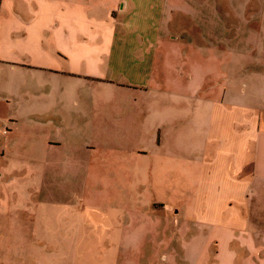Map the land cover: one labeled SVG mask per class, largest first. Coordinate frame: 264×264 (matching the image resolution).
Instances as JSON below:
<instances>
[{
	"label": "crops",
	"instance_id": "crops-1",
	"mask_svg": "<svg viewBox=\"0 0 264 264\" xmlns=\"http://www.w3.org/2000/svg\"><path fill=\"white\" fill-rule=\"evenodd\" d=\"M263 14L264 0H0V163L16 164V172L25 174V165L43 166L57 159L64 163L63 155L56 157L53 150L78 147L82 155L67 159L70 162L65 165L92 160L90 152L94 146H80L89 141L82 144L81 127L75 120L81 124V100H93V92L84 96L81 75L86 76V67L90 68L87 77L100 73L104 59L98 53H110L108 71L124 73L130 88L151 87L154 64L149 60L158 45L162 53H176L182 42L223 47L229 54H242L241 60L246 58L248 62L254 56L258 64H264V52L257 53L261 43L264 47V33L258 27L264 21ZM234 63L228 60L225 67L231 68ZM207 67L204 72L189 71L186 84L170 79L157 84L160 91L162 86H170L169 90L163 89L170 95L178 94L176 87H187L183 96H188L193 104L184 107L186 111L191 108L193 115L188 118L192 123L196 117V95L211 104L203 127L214 159L200 167L192 193L185 194L179 203L153 200L161 217L177 226L186 223L190 228L187 249L193 252V259L185 262L181 259L184 251L160 248L156 258L147 264H260L264 260V254H250L246 248L248 242L252 243L247 227L254 222V216L246 209L251 205V210L262 207L264 211V74H253L247 82L242 72L239 97L228 100L222 82L230 86V78L222 73L214 75L215 68ZM133 97L137 100L135 107L146 115L147 100ZM128 99H122L123 107ZM65 110H71L72 126L63 123ZM159 116H153L152 121L136 115L120 131L110 127L101 136L117 139L109 143L113 151L130 143L139 145L145 138L158 140L160 146L161 132L175 122ZM122 117L125 119L126 114ZM84 132L88 137L100 135L96 128ZM147 149L148 152H135L134 166L138 155L152 153L151 146ZM3 166L0 164V180L5 178ZM39 173V179L46 175L41 168ZM41 186H45V176ZM37 221L27 213L12 215L0 209V264L31 262L39 244L35 240ZM117 223L118 218L108 230L120 234L116 253L126 256L132 246L129 239H122L123 234L135 230ZM198 226L213 251H202L201 244L199 250L198 236H194V227ZM260 228L264 231V220ZM257 242L263 244L264 236ZM93 247L101 250L98 244L93 243ZM144 248L147 258L148 247ZM90 249L86 245L84 253H93ZM75 252L81 253L77 246ZM136 262L129 257L125 264Z\"/></svg>",
	"mask_w": 264,
	"mask_h": 264
},
{
	"label": "rangeland",
	"instance_id": "rangeland-1",
	"mask_svg": "<svg viewBox=\"0 0 264 264\" xmlns=\"http://www.w3.org/2000/svg\"><path fill=\"white\" fill-rule=\"evenodd\" d=\"M259 9H263V6ZM238 13L242 14L240 8ZM179 17L176 16L178 22ZM258 27L262 28L264 33V21ZM178 48L176 53H162L159 45L153 48L149 61L154 67L149 88H130L124 73L109 72V52L98 53L104 61L97 76L87 77L90 68L84 69L86 76L81 75L84 79V96L93 92L94 97L92 101L87 98L81 100L79 115L82 125L77 119L75 122L81 127L82 144L89 141L80 146H94V150L90 152L92 160L89 163L86 159L65 165L70 162L67 159L77 154L82 155L79 147L76 148L78 150H53L52 153L56 157L63 155L64 163L57 159L43 166L25 165V174L16 172V164L0 163L4 165L2 168L5 172V178L0 180V209L12 215L27 213L29 217L38 220L35 240L39 241V244L29 264H113L116 261L125 264L129 257L137 260L136 264H147L154 260L153 257L156 258L160 248L177 249L180 253L184 251L181 259L185 262L193 259V252L187 249L190 228L186 223L177 226L175 222L161 217L162 214L155 208L153 200L157 198V201L179 203L185 194L192 193L200 167L213 162L214 157L210 153V145L206 141L203 127V119L211 104L196 95V117L192 123L191 118H188L193 115L191 108L186 111L184 107L193 104L188 96H183L184 93L186 95L187 87H176L178 94L170 95L163 92L164 88L169 90L170 86H162L160 91L157 84L167 79L186 84L189 71H208L207 66L210 65L215 68L214 75L222 73L230 78V86L226 82H222V86L227 88L228 100H235L239 97L240 74L245 73L244 77L249 82L253 74H264V64H258L254 56L250 57L248 62L245 61L246 58L241 60L242 54H229L223 47L219 49L206 44L192 46L182 42ZM263 52L261 43L257 53L260 55ZM26 53L30 58L34 57L30 51L27 50ZM118 57L120 58V55ZM228 60L235 62L231 68L225 67ZM250 63L255 66H250ZM69 71L72 69L69 68ZM71 96L72 94L67 98L68 101ZM133 96L141 101L147 100L146 115L135 107L137 100L134 101ZM125 97L129 99L123 107L122 99ZM203 110L205 112L202 114ZM70 113L71 110H65L63 113L62 120L66 127L73 124ZM123 114H126L125 119ZM136 115L152 118V121L153 116L161 115L159 117L173 120L175 124L161 132L163 142L160 146L158 140L151 142L145 138L139 141V145L130 143L121 150L113 151L109 143H114L117 139L101 136V132L110 127L114 131H120L122 126L129 125V121ZM145 125L149 127L148 124ZM94 128L100 135L86 136L84 129ZM149 146L152 147V153L145 156L137 154L134 166L132 163L135 162V152L139 149L148 152ZM51 163L53 165H50ZM40 168L42 172H46L45 186H41L44 176L39 179ZM157 168L168 172L158 171ZM21 169L18 167V170ZM170 170H176V173ZM249 207L253 208L251 205ZM250 208L246 209V212L254 216V222L247 227L246 233L252 236V243L248 242L246 248L250 254H264V243L257 245L260 236H264V231L260 228L264 211L262 207L255 210ZM117 218V225L135 230V233L126 236L123 234L122 239H129L128 243L132 246L126 256L116 253L115 248L120 245V234L108 230V227L110 229L113 225L110 223ZM130 223L132 224L129 225ZM194 231V236H198L199 250L201 244L202 251H213L210 240L203 239L200 226L194 227ZM122 239L121 245L125 246L126 243ZM93 243L98 244L101 250L95 249ZM86 245L91 247L93 253H84ZM76 246L81 253L75 252ZM212 246L214 248V244ZM144 247H148L147 258L144 257ZM263 262L264 260H261L260 264Z\"/></svg>",
	"mask_w": 264,
	"mask_h": 264
}]
</instances>
